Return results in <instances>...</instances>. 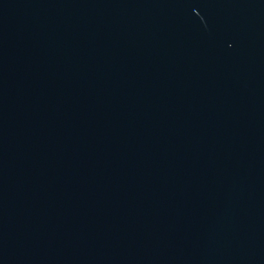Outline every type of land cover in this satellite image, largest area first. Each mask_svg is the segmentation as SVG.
<instances>
[{"label": "water", "instance_id": "1", "mask_svg": "<svg viewBox=\"0 0 264 264\" xmlns=\"http://www.w3.org/2000/svg\"><path fill=\"white\" fill-rule=\"evenodd\" d=\"M0 264H264V0H0Z\"/></svg>", "mask_w": 264, "mask_h": 264}]
</instances>
